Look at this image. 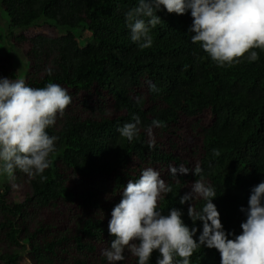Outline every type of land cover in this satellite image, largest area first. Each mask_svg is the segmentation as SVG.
Returning a JSON list of instances; mask_svg holds the SVG:
<instances>
[{
	"label": "trees",
	"instance_id": "obj_1",
	"mask_svg": "<svg viewBox=\"0 0 264 264\" xmlns=\"http://www.w3.org/2000/svg\"><path fill=\"white\" fill-rule=\"evenodd\" d=\"M0 2L10 19V46L26 58V83H56L72 97L66 115L49 129L59 140L47 179L17 170L11 181L21 184L18 197L12 182L1 180L0 264H108L103 253L113 240L112 210L123 187L148 167L172 187L160 203L165 214L176 207L191 227L188 205L179 198L202 175L216 189L213 203L225 230L242 232L246 216L240 209L264 181V51L255 49V62L218 67L192 43L191 13L166 10L157 13L162 22L152 29V47L141 50L125 24L137 0ZM46 26L58 35L43 31ZM84 32L90 41H83ZM9 52L0 58V78L20 79ZM134 115L142 129L128 142L117 129L134 122ZM153 120L163 126L149 136L143 126ZM196 166L201 175H194ZM125 256L119 264H137ZM191 264H221V256L201 247Z\"/></svg>",
	"mask_w": 264,
	"mask_h": 264
},
{
	"label": "clouds",
	"instance_id": "obj_2",
	"mask_svg": "<svg viewBox=\"0 0 264 264\" xmlns=\"http://www.w3.org/2000/svg\"><path fill=\"white\" fill-rule=\"evenodd\" d=\"M163 10L180 16L191 13V41L218 67L255 62L259 59L255 49L264 51V0H137V6L125 13V24L131 42L141 50L152 47V29L162 22L157 13ZM47 71L52 74L51 68ZM150 87L158 91L155 85ZM136 102H142L141 98ZM71 103L68 90L59 84L31 87L23 78H0V177L13 179L19 170L29 179H47L44 174L59 140L49 129L66 115ZM132 121L117 129L128 142L138 139L142 129L139 116L134 115ZM162 126L153 120L143 127L151 136L153 128ZM170 171L176 176L178 170ZM193 173L201 175L202 169L196 166ZM190 188L179 204L188 205L191 227L180 209L172 207L167 214L161 210L160 203L172 187L158 170L145 168L137 180H129L108 223L113 237L103 253L108 264L125 261V252L137 264H150L154 253L159 254L156 264H191L193 253L201 247L217 250L221 264H264V181L251 190L248 207L240 209L246 220L239 235L225 230L213 203L217 198L213 185L201 175ZM198 201L203 203L197 206Z\"/></svg>",
	"mask_w": 264,
	"mask_h": 264
},
{
	"label": "rangeland",
	"instance_id": "obj_3",
	"mask_svg": "<svg viewBox=\"0 0 264 264\" xmlns=\"http://www.w3.org/2000/svg\"><path fill=\"white\" fill-rule=\"evenodd\" d=\"M43 31H46L51 36L58 35V32H56L55 30H53L47 26L43 28ZM9 33H10V19H9L8 15L6 14V12L4 11V9L2 8L1 2H0V58L5 57L7 55V53L10 51L9 55L16 59L17 65H15V67L19 70L20 75L23 78V76H25L24 75L25 72L27 71L26 58L24 56V52L22 49L13 48L14 50H12V48L10 46L11 42H10ZM29 33L34 34L35 31L29 32ZM90 38H91V34L89 32H84L82 34L83 41H86V40L90 41ZM0 64H2V62H0ZM2 179H3V177H0V184L2 182L1 181ZM4 179L9 181V183L12 182V186H13V189L15 192L14 196L18 197L19 196V190L21 189V184H19L18 182L13 183V181H11V179H9L6 175L4 176Z\"/></svg>",
	"mask_w": 264,
	"mask_h": 264
}]
</instances>
